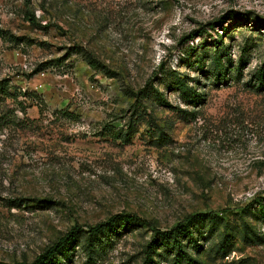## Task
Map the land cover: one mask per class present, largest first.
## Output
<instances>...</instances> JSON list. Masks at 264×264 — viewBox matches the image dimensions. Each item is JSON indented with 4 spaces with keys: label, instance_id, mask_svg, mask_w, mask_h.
<instances>
[{
    "label": "rangeland",
    "instance_id": "1",
    "mask_svg": "<svg viewBox=\"0 0 264 264\" xmlns=\"http://www.w3.org/2000/svg\"><path fill=\"white\" fill-rule=\"evenodd\" d=\"M0 29V261L80 224L51 264H143L204 214L193 258L264 264V0H0Z\"/></svg>",
    "mask_w": 264,
    "mask_h": 264
},
{
    "label": "trees",
    "instance_id": "2",
    "mask_svg": "<svg viewBox=\"0 0 264 264\" xmlns=\"http://www.w3.org/2000/svg\"><path fill=\"white\" fill-rule=\"evenodd\" d=\"M25 17L31 23H35V17L33 14L26 12ZM1 32V29H0ZM11 41L15 43H19L20 37L11 36ZM88 61L92 67L97 68L98 63L88 57ZM219 67V65H218ZM219 74L224 73V69L222 66L219 67ZM7 84L8 81L6 79L0 80V90L3 91L4 94H7ZM177 84L179 90L182 92L184 99H188L191 97L189 93L190 88L187 86L184 80L178 79ZM221 211H224L222 209ZM263 213L264 210L262 209ZM212 212H209L211 214ZM208 214V213H207ZM202 215L204 214H195L190 215L187 217L186 223H179L170 229L167 230H159L157 228H153L154 236L153 238L145 245L144 248V263L143 264H166L165 259L162 258V253L159 251L163 248V246H170L171 250L173 251L171 257V264H202L198 258H193L191 256L190 250H197V253H201L203 249L199 248L197 241H195L194 236L195 233L199 231V227H196L197 222L202 221L205 217ZM208 217V216H207ZM140 217L136 216L135 214L129 213H117L113 216H110L105 221L98 222L94 225L87 226V233L88 235H97L101 232H106L108 229L116 226L118 222H129V224L133 221H138ZM209 219L213 220L214 216H209ZM198 220V221H197ZM118 221V222H117ZM140 221V220H139ZM83 226L80 224H74L72 228L63 234L61 237L57 239L54 243L47 246L39 255H37L32 261H20V262H13V263H6L0 261V264H48L51 262L56 261L59 262L57 259V255L59 253H65L67 251V247L74 243L77 240L78 235L82 232ZM251 234V233H250ZM228 235H223L221 239V243L219 245L220 250L225 247L223 243H227L230 239L227 238ZM244 238L248 237V231H245ZM225 254V253H224ZM164 260V261H163Z\"/></svg>",
    "mask_w": 264,
    "mask_h": 264
}]
</instances>
